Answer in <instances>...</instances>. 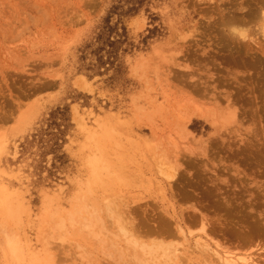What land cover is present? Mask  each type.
<instances>
[{
  "label": "rangeland",
  "instance_id": "rangeland-1",
  "mask_svg": "<svg viewBox=\"0 0 264 264\" xmlns=\"http://www.w3.org/2000/svg\"><path fill=\"white\" fill-rule=\"evenodd\" d=\"M263 1L0 0V264H264Z\"/></svg>",
  "mask_w": 264,
  "mask_h": 264
},
{
  "label": "trees",
  "instance_id": "trees-1",
  "mask_svg": "<svg viewBox=\"0 0 264 264\" xmlns=\"http://www.w3.org/2000/svg\"><path fill=\"white\" fill-rule=\"evenodd\" d=\"M143 1L144 0H133L132 6H129L126 11L120 10L117 14L118 19L114 24H111V18L114 11H117L119 7H113L112 10L108 12L95 38L97 48L90 52V55L95 57L97 65L100 67L105 66V64L112 65L117 59L119 47L127 37L126 28L122 24V17L133 16L138 11L139 6L142 5ZM87 47L90 48V46ZM55 113H62V111L57 110ZM53 118V125L59 127L60 125L56 123L59 118Z\"/></svg>",
  "mask_w": 264,
  "mask_h": 264
},
{
  "label": "bare ground",
  "instance_id": "bare-ground-1",
  "mask_svg": "<svg viewBox=\"0 0 264 264\" xmlns=\"http://www.w3.org/2000/svg\"><path fill=\"white\" fill-rule=\"evenodd\" d=\"M264 2V1H263ZM263 4V3H262ZM264 7V6H263ZM250 13V12H249ZM262 14V13H261ZM263 17H264V15H262ZM236 21V20H235ZM235 102V101H234ZM205 108V107H204ZM218 114V113H217ZM200 116V115H199ZM221 116H222V114H221ZM225 116V115H224ZM201 117V116H200ZM226 118V117H225ZM224 118V119H225ZM201 119V118H200ZM203 119H204V117H203ZM223 119V118H222ZM227 119V118H226ZM188 120V119H187ZM189 121V120H188ZM212 121V120H211ZM211 123V122H210ZM216 124V123H215ZM188 135V134H187ZM250 145V144H249ZM1 193V192H0ZM2 194V193H1ZM201 229H202V231L203 232H207V231H205V228H204V225H202L201 226ZM182 233V232H181ZM184 233V232H183ZM202 233V232H201ZM204 234H206V233H204ZM208 236V235H207ZM205 242V241H204ZM203 242V243H204ZM202 243V244H203ZM165 244V243H164ZM207 244V243H206ZM205 243L203 244L207 249H210V248H208L207 247V245H206ZM215 244H217V243H215ZM137 245L138 244H134L133 246H136L137 247ZM202 245V246H203ZM132 246V245H131ZM139 246V245H138ZM141 246V245H140ZM143 246H145V245H142L141 246V249L140 250H143V251H145L144 249H146V252H145V255L144 256H146V255H149V253H152L153 255H154V250H155V252H156V250H161L160 251V254H159V256H160V258H161V256H163V257H169L170 255H172L173 254V252L170 254V251L168 252V250L167 249H169L168 248V246H167V244L166 245H157V247L155 246V245H153V246H155V247H152V245L150 246V248H148V247H144L143 248ZM198 246V245H197ZM201 246V245H200ZM218 246V245H217ZM216 246V247H217ZM205 247H203V248H205ZM171 248H173V247H171ZM170 248V249H171ZM200 248V247H199ZM18 249V248H17ZM154 249V250H153ZM206 249V250H207ZM212 249V250H211ZM210 250H211V252L210 253H212V255L213 256H215L217 259H218V261H221L223 264H257L256 263V259H254L253 257H250V256H247V257H245V256H231L229 253H227L226 251V253H227V255H229V256H227V255H223L222 253H223V251L220 253L219 251H217V250H213V248H211ZM174 251V250H173ZM199 251V250H198ZM158 252V251H157ZM208 252V251H207ZM147 253V254H146ZM226 253H224V254H226ZM233 253V252H232ZM142 254H144V253H142ZM151 254V255H152ZM175 255V254H174ZM211 255V256H212ZM233 255V254H232ZM173 257V256H172ZM159 258V257H158ZM172 259V258H171ZM175 259V258H174ZM173 259V260H174ZM169 260H170V258H169ZM164 261V260H163ZM167 261V260H166ZM141 262H142V259H141ZM144 262V261H143ZM165 262V261H164ZM171 262V261H170ZM158 263V262H157ZM163 263V262H162ZM161 263V264H162ZM166 264V263H165ZM173 264V263H172Z\"/></svg>",
  "mask_w": 264,
  "mask_h": 264
}]
</instances>
